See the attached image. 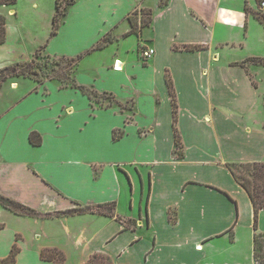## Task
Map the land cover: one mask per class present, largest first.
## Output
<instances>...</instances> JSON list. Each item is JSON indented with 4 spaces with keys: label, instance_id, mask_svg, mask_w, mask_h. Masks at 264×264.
Wrapping results in <instances>:
<instances>
[{
    "label": "crops",
    "instance_id": "1",
    "mask_svg": "<svg viewBox=\"0 0 264 264\" xmlns=\"http://www.w3.org/2000/svg\"><path fill=\"white\" fill-rule=\"evenodd\" d=\"M84 3L82 14L96 10L107 21L91 47L109 32L122 34L110 42L118 47L112 62L121 61L117 72H125L137 95L114 96V102L101 106L75 89L85 95L83 111L69 99L49 121L42 118L37 129L21 130V140L15 134L21 125H6L13 151L8 155L0 143V193L41 216L14 214L36 226L32 254L24 234L14 229L0 257L17 243L15 264H58L41 258V250L48 248L63 253L60 264L70 259L73 264H255L253 207L227 164L264 162V103L255 80L264 66L240 64L250 56L264 57V25L253 15L254 10L264 14V9L257 10L255 0H168L162 6L159 0ZM14 4L0 5V15L14 14ZM136 8L149 9L151 22L125 36L129 14ZM69 9L60 26L70 19ZM129 35L137 41L142 36L146 47L154 49L146 64L121 45ZM166 75L176 95L180 150ZM32 91L38 92L33 86L23 96L11 97L0 120L14 119L11 114ZM48 123L51 130L46 132ZM30 131L40 134V145L29 143ZM113 131L122 134L114 139ZM20 147L35 151L38 161L20 154ZM111 201L113 216L55 215ZM48 229L56 236L49 237ZM256 230L264 231V209L258 212Z\"/></svg>",
    "mask_w": 264,
    "mask_h": 264
},
{
    "label": "rangeland",
    "instance_id": "2",
    "mask_svg": "<svg viewBox=\"0 0 264 264\" xmlns=\"http://www.w3.org/2000/svg\"><path fill=\"white\" fill-rule=\"evenodd\" d=\"M75 4L69 9L72 3L64 8L65 14L61 21L64 20L67 10L69 9L70 19L62 26L59 25L58 33L53 37L49 36L51 27V15L54 11L55 0H16L13 5L14 14L5 16V43L0 47V66L12 63H25L33 58L32 69L36 71V76H7L3 87L0 89V111L5 107L8 100L13 96H23L35 86L38 90L28 93L26 98L20 102L16 111L13 112L9 122L0 120V143L6 148L9 155L13 151L10 144L11 131L6 125H21L19 132H15L21 140L22 134L27 128L37 129L42 123V118H48L49 115L65 104L69 99H73V105L80 112L84 110L85 97L75 90L74 87H64L59 89L58 82L52 78L54 73L66 74L67 58L75 56L81 51L91 47L101 36L102 30L106 27L107 21H103L101 13L92 10L89 14H82L85 0H75ZM60 5L65 4V0H58ZM253 10V9H252ZM254 12H256L254 10ZM263 14V13H262ZM144 12H135L129 14L132 18L140 20L141 16H146ZM264 15V14H263ZM61 27V29H60ZM112 36V41L120 40L121 35ZM137 37L129 35L122 39L121 45L126 47L129 53L138 56V59L146 64L147 60L141 57V51L146 48V43L141 36L137 43ZM136 44V46H135ZM44 45L43 47H39ZM116 43H110L108 46L84 55L75 65L72 76L74 80L81 85L90 89V100L94 105H105L114 102L117 98L137 95L136 86L128 81L125 72H117L112 69L116 58ZM137 53V54H136ZM112 64V67H111ZM122 64L118 67L120 68ZM122 69V67L120 68ZM120 71V70H119ZM255 80L258 82L260 94H263L264 103V68L259 71ZM4 81V80H3ZM14 81V82H13ZM16 81L18 84H16ZM9 82L12 84L9 86ZM17 87L16 89H13ZM141 92H144L141 90ZM144 93L140 94L143 96ZM77 96L81 99H76ZM92 103V104H93ZM100 117L110 121L107 115L101 114ZM101 119V120H102ZM106 124V121H100ZM48 125L46 132L51 128ZM43 126V125H42ZM41 126V127H42ZM12 129V127H11ZM24 131V132H21ZM45 130V129H44ZM67 131V126H64ZM117 133V131H115ZM25 136V134H24ZM65 140V137H60ZM24 139V138H23ZM26 140V139H25ZM20 154L29 158L30 161H38V155L35 151H29L27 147H20ZM3 184L0 181V184ZM120 209L127 211L126 200L124 196L120 197ZM16 215L0 206V223L4 227L0 229V248L4 249L10 232L19 229L26 238V249L28 254H32L33 233L36 226L23 223ZM83 220V219H80ZM45 230V228H43ZM49 230V237L56 236L54 229ZM43 231V230H42ZM71 259L67 264H73Z\"/></svg>",
    "mask_w": 264,
    "mask_h": 264
},
{
    "label": "trees",
    "instance_id": "3",
    "mask_svg": "<svg viewBox=\"0 0 264 264\" xmlns=\"http://www.w3.org/2000/svg\"><path fill=\"white\" fill-rule=\"evenodd\" d=\"M74 0H65V4L60 5L58 0L54 2V12L51 17V28L49 31V37L56 34L58 26L61 22L62 17L65 14L64 8L67 4L73 3ZM16 0H0V5H12ZM168 0H159V5L167 4ZM142 12L147 14L146 16H141L140 20L137 21L136 18L128 17L130 22V29L124 34L125 36L131 33L137 34L141 27L148 25L151 22V12L147 8H140ZM137 12V8L134 10ZM253 15L264 25V15L261 12H253ZM5 40V17L0 15V43ZM112 41V36L107 33L101 40H99L95 45L77 53L75 56L67 58L66 67L64 72L66 74L54 73L52 78L58 82L59 87H74L79 89L84 94H90V89L86 86L79 85L74 80L72 76L73 69L77 62L86 54L104 48L108 43ZM39 47H43L41 45ZM185 49H194L198 45H185ZM245 63H254L264 66V57L260 56H250L245 58L240 64L244 66ZM33 58L25 63H14L11 65L4 66L0 68V82L4 80L7 76H36V71L32 69ZM166 85L170 95V100L172 104V122L174 129V139L176 144V149L180 150L181 142L180 136L178 134L177 128L175 126L177 118V104H176V95L172 85V81L169 75H166ZM90 98V96H88ZM122 134V131L115 133L113 131L112 137L118 139ZM28 141L32 145L41 144V136L36 131H30L28 133ZM227 167L230 169L234 179L237 183L244 188L246 191L252 207H253V259L255 264H264V231H257V217L258 212L264 209V162H243V163H228ZM0 206L7 209L16 215L29 216V217H39L41 214L36 211L34 208L27 206L20 201H17L13 198H10L4 194L0 193ZM114 202H104L94 205H78L69 209L62 211H56L55 215H66L73 213H98L106 216H113ZM48 216V215H44ZM3 223H0V229L3 228ZM19 238L16 235V240ZM19 251L17 243H13L10 247L8 254L4 257H0V264H15L16 255ZM40 256L42 259L55 260L60 264L64 260V255L61 251L56 248L42 249Z\"/></svg>",
    "mask_w": 264,
    "mask_h": 264
},
{
    "label": "built area",
    "instance_id": "4",
    "mask_svg": "<svg viewBox=\"0 0 264 264\" xmlns=\"http://www.w3.org/2000/svg\"><path fill=\"white\" fill-rule=\"evenodd\" d=\"M255 5L257 10L264 9V0H255ZM154 54V49L152 47H146L141 51V57H144V60H147Z\"/></svg>",
    "mask_w": 264,
    "mask_h": 264
},
{
    "label": "bare ground",
    "instance_id": "5",
    "mask_svg": "<svg viewBox=\"0 0 264 264\" xmlns=\"http://www.w3.org/2000/svg\"><path fill=\"white\" fill-rule=\"evenodd\" d=\"M113 64H114V67H112L113 70H115V71L121 70L120 69L121 67L120 68L118 67L120 64H122L119 59H117V61L115 63L113 62Z\"/></svg>",
    "mask_w": 264,
    "mask_h": 264
}]
</instances>
